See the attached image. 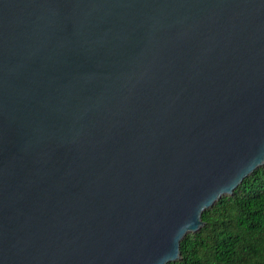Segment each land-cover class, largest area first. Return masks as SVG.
Returning a JSON list of instances; mask_svg holds the SVG:
<instances>
[{"label": "water", "instance_id": "1", "mask_svg": "<svg viewBox=\"0 0 264 264\" xmlns=\"http://www.w3.org/2000/svg\"><path fill=\"white\" fill-rule=\"evenodd\" d=\"M264 164V0H0V264H167Z\"/></svg>", "mask_w": 264, "mask_h": 264}, {"label": "trees", "instance_id": "2", "mask_svg": "<svg viewBox=\"0 0 264 264\" xmlns=\"http://www.w3.org/2000/svg\"><path fill=\"white\" fill-rule=\"evenodd\" d=\"M167 264H264V164L201 214Z\"/></svg>", "mask_w": 264, "mask_h": 264}]
</instances>
